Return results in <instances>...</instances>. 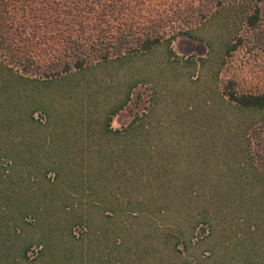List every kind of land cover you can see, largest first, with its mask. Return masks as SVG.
I'll use <instances>...</instances> for the list:
<instances>
[{
    "label": "rangeland",
    "instance_id": "obj_1",
    "mask_svg": "<svg viewBox=\"0 0 264 264\" xmlns=\"http://www.w3.org/2000/svg\"><path fill=\"white\" fill-rule=\"evenodd\" d=\"M49 1L12 8L32 12L36 63L74 35L109 37L94 0L85 24L68 25ZM194 1L124 10L146 24L171 14L178 31ZM222 17L47 86L0 68V264H264V174L249 141L263 113L224 95L230 79L264 91V49L227 54L234 26Z\"/></svg>",
    "mask_w": 264,
    "mask_h": 264
},
{
    "label": "trees",
    "instance_id": "obj_2",
    "mask_svg": "<svg viewBox=\"0 0 264 264\" xmlns=\"http://www.w3.org/2000/svg\"><path fill=\"white\" fill-rule=\"evenodd\" d=\"M25 1L26 5H34L27 2L30 0ZM91 1L50 0L52 6L48 4L56 9L55 14L59 13L68 25L75 18H81L84 23L85 17H89L86 3ZM94 1L98 4L91 5L90 14L95 17L94 25L100 29L105 27L103 31L109 37L104 39L99 34L92 43H87L86 39L74 35L57 48H51V60L42 66L35 60V55H41L36 50L38 44L31 41V34L24 24L32 12L24 13L27 19L18 20L12 16V8L20 0H0V68L7 71L8 81L40 82L47 86L54 81L67 80L73 71H83L95 63L105 64L111 60L119 62L136 53H147L163 43L171 45L180 35L194 36L198 26L219 16L232 20L230 25L234 26L231 31L233 35L226 45L227 54L237 50L254 52L255 49H264V0H196L187 11L180 13L182 28L180 26L178 31L175 29L176 18L171 14L152 16L146 24L144 20H134L125 12L124 8L128 5L130 7V0ZM51 17L45 20L41 28L49 31L52 26L58 25V19L54 15ZM52 34L49 35L53 37ZM30 41V45L26 43ZM27 45L29 48L25 50ZM228 82L230 86L224 87V95L231 105L263 113L262 120L251 128L249 141L252 143L254 139V143L259 145L255 159L264 174V91L239 90L234 87V80ZM124 105V101L118 103L117 109Z\"/></svg>",
    "mask_w": 264,
    "mask_h": 264
}]
</instances>
